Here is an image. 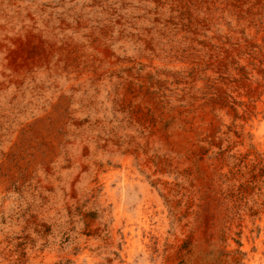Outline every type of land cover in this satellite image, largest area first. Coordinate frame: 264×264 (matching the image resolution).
Here are the masks:
<instances>
[{
    "label": "rangeland",
    "instance_id": "obj_1",
    "mask_svg": "<svg viewBox=\"0 0 264 264\" xmlns=\"http://www.w3.org/2000/svg\"><path fill=\"white\" fill-rule=\"evenodd\" d=\"M0 264H264V0H0Z\"/></svg>",
    "mask_w": 264,
    "mask_h": 264
}]
</instances>
